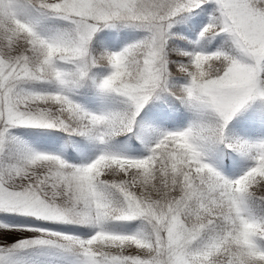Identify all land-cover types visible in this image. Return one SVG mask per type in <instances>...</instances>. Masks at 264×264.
<instances>
[{
  "label": "snow or ice",
  "instance_id": "1",
  "mask_svg": "<svg viewBox=\"0 0 264 264\" xmlns=\"http://www.w3.org/2000/svg\"><path fill=\"white\" fill-rule=\"evenodd\" d=\"M0 264H264V0H0Z\"/></svg>",
  "mask_w": 264,
  "mask_h": 264
}]
</instances>
